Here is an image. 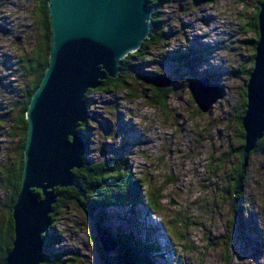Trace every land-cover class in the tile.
Masks as SVG:
<instances>
[{
    "label": "rangeland",
    "instance_id": "obj_1",
    "mask_svg": "<svg viewBox=\"0 0 264 264\" xmlns=\"http://www.w3.org/2000/svg\"><path fill=\"white\" fill-rule=\"evenodd\" d=\"M34 5L0 0V224L9 216L13 190L6 178L21 136L14 121L32 80L24 74L23 59L41 43ZM254 10L255 0H171L159 15L163 40L146 59L132 63L127 89L97 88L87 97L90 121L81 131L89 142L87 159L117 162L140 178L144 202L165 187L158 210L121 203L101 211L103 231L133 233L137 243L158 245L149 264H226L228 255V264H264V147L250 157L249 186L236 225L228 179L238 164L236 107L247 79L243 66L252 60L247 41L254 35L245 27ZM182 54L188 59L171 60ZM154 72L173 78L165 106L150 99L154 91L140 78ZM206 78L223 87L209 111L199 108L189 88L191 80ZM58 211L48 231L61 234L54 252L73 264H105L95 220L74 203ZM187 217L195 223L185 230ZM174 219L182 220L184 240L173 232Z\"/></svg>",
    "mask_w": 264,
    "mask_h": 264
},
{
    "label": "water",
    "instance_id": "obj_2",
    "mask_svg": "<svg viewBox=\"0 0 264 264\" xmlns=\"http://www.w3.org/2000/svg\"><path fill=\"white\" fill-rule=\"evenodd\" d=\"M52 28L50 61L32 95L21 188L13 208L15 240L4 264H41L57 201L56 187L74 183L73 169L85 164L88 143L78 131L88 116L87 92L107 77H117L122 60L150 37L154 10L147 0H49ZM259 39L247 83L243 157L247 163L264 138V0L258 14ZM158 88L172 85V76L145 75ZM191 80L189 88L199 108L208 111L223 94L222 85ZM33 189L42 193L38 198ZM106 252L117 243L96 225Z\"/></svg>",
    "mask_w": 264,
    "mask_h": 264
},
{
    "label": "trees",
    "instance_id": "obj_3",
    "mask_svg": "<svg viewBox=\"0 0 264 264\" xmlns=\"http://www.w3.org/2000/svg\"><path fill=\"white\" fill-rule=\"evenodd\" d=\"M34 5V16H35V25L41 31V43L36 46L33 53L23 59L25 68V76L31 78L26 93L23 96L22 103L20 105V110L18 116L16 117L14 124H16L20 131L21 136L18 143V156L14 163V167L10 170V174L7 176V182L12 186V193L9 198V216L3 224H0V264H4V261L13 248V242L15 240V225L13 219V208L18 198L22 175L24 170V152L27 143V134H28V120H27V110L32 98L33 93L38 88L50 61V52L52 46V28L50 20V10H49V0H33ZM171 0H147L148 6L154 10L152 16L153 28L151 30L150 37L147 38L140 49L133 53H129L122 60V71L117 77L107 76L100 87L101 90L106 92L117 91L119 89H127V84L125 78L127 75L133 72L132 63L134 61L144 60L148 57L149 49L161 42L163 40L164 28L161 25V20L159 15L165 5L169 4ZM262 0H255V10L254 13L248 18L246 30L253 33L254 38H250L247 42L253 48V54L251 55V61L243 66L244 73L247 75L245 84L243 85V93L240 104L236 107L238 114L239 126H240V137L241 144L234 149V155L238 157L237 167L233 170V173L228 177L229 179V191L233 196L232 202V211L233 217L231 223L236 225L238 224L242 216V206H243V197L245 191L249 186L250 180V157L253 152L264 147V138L258 141L256 148L250 153L249 160L246 163L243 157L244 144H245V131L243 128V117L246 112L247 104V83L250 77V74L254 67V57L256 54V41L259 39V23H258V14L260 10V4ZM246 25V24H245ZM181 58V59H180ZM184 58L183 54L178 56V58H171V60H182ZM188 58H184L186 60ZM156 62V61H154ZM155 75H161L157 72H154ZM166 76V75H162ZM170 76V75H168ZM151 89L154 91V94L151 96V100L154 103L161 104L165 106L168 99V95L172 91V85L168 88H158L151 85ZM94 91L90 89L87 92L86 97ZM88 110L90 109L89 104L87 103ZM89 117L85 119L83 123H79L78 131L80 135L87 141L88 140L81 132L83 127L87 126L89 123ZM242 131V133H241ZM113 154V153H112ZM85 154V164L80 169H73L72 174L74 177L73 185L69 187H56L54 189L57 194V201L53 205L54 212L51 214L52 225L58 216L59 209L68 206L69 204H76L79 206L89 217L95 220L96 225L103 226L105 223V218L102 216V210L108 206L114 204H121L123 206H129L130 208L138 204H144L149 206L154 210H158L161 200L162 193L165 187H162L160 190L157 189L155 192H151L148 200L144 202L141 198V179L136 178L132 173L128 172L126 168L121 167L119 163L111 160H101L98 163L90 162ZM113 158V155H111ZM143 182V181H142ZM34 193L38 198H42V193L38 189H33ZM157 192V194H156ZM148 207V208H149ZM183 215V214H182ZM136 217V216H135ZM184 218V215L182 216ZM109 219V216H107ZM187 225H184L183 228L188 229V224L191 225L192 220H189L187 217ZM173 224L174 234L184 240L186 238L185 232L181 230L182 220L178 221L177 219L169 222ZM186 224V223H185ZM182 228V229H183ZM119 229V228H118ZM170 231V230H169ZM172 232V233H173ZM110 233V232H109ZM98 235V234H97ZM111 238L117 243V248L113 254L109 255L106 251L101 249V256L104 259L105 264H149L150 259H153V254L157 253L158 245L156 243L151 244H141L137 243L136 237L133 233L129 234H112L110 233ZM61 234L58 231H54L51 234L46 232L43 234V240L45 242L44 251H43V261L41 264H68L74 263V260L68 261L58 256L53 248L54 246L61 241ZM96 239L99 237L96 236ZM188 248V246L186 245ZM192 248V246H190ZM189 247V248H190ZM103 248V247H102ZM144 252L145 255H141ZM230 255L227 257L224 256L225 261L228 264Z\"/></svg>",
    "mask_w": 264,
    "mask_h": 264
},
{
    "label": "flooded vegetation",
    "instance_id": "obj_4",
    "mask_svg": "<svg viewBox=\"0 0 264 264\" xmlns=\"http://www.w3.org/2000/svg\"><path fill=\"white\" fill-rule=\"evenodd\" d=\"M241 133H242V131H241Z\"/></svg>",
    "mask_w": 264,
    "mask_h": 264
},
{
    "label": "bare ground",
    "instance_id": "obj_5",
    "mask_svg": "<svg viewBox=\"0 0 264 264\" xmlns=\"http://www.w3.org/2000/svg\"><path fill=\"white\" fill-rule=\"evenodd\" d=\"M209 111V110H208Z\"/></svg>",
    "mask_w": 264,
    "mask_h": 264
}]
</instances>
